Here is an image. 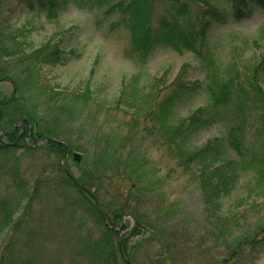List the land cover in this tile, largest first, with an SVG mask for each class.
<instances>
[{"label":"trees","instance_id":"1","mask_svg":"<svg viewBox=\"0 0 264 264\" xmlns=\"http://www.w3.org/2000/svg\"><path fill=\"white\" fill-rule=\"evenodd\" d=\"M106 1L115 2L104 13L119 14V20L111 23V29L122 26L127 32L128 52L134 63L143 66L157 49L166 48L177 54L191 53L207 75L209 104L197 109L185 120L173 122L171 118L178 107L189 103L201 90L199 82L186 80V66L167 88L161 89L158 81L152 84L149 98L141 94L142 90H135L139 76H134L128 84L123 83L127 89L122 91L117 102L127 109H135L132 123L125 124L129 133H138L141 128L140 131L147 132V137H156L154 142L161 139V148L168 150L175 166L183 173L196 177L202 189L205 221L210 228L206 237L211 238L212 244L215 246L222 239L225 245L226 239L232 236L234 227L227 223V219L218 216L216 205L221 196H227L235 189L242 175L254 171L255 186L264 194V92L255 75L246 76L248 82L242 83L235 73L226 71L222 75L218 72L215 52L207 45L206 38L211 27L224 24L226 17L215 11L206 0H15L14 3L0 0V86L6 83L11 87L9 95L4 94L0 87V156H14L19 148L28 152L40 150L50 158L61 159L64 155L63 164L57 163L53 177L46 174V167L43 168L45 174L35 180L31 194L27 184L18 177V170H14L19 195L14 208L8 205L2 207L0 230L13 223V214L24 198H28L26 207L30 208L33 198L45 191L58 194L72 214L77 213L79 218L89 219L102 227L100 236L96 239L90 236L87 242L97 258L96 264H119V260L122 264H188L187 259L190 258V264H238L237 260L245 257L247 250L253 253L264 247V229L260 231L261 237L257 234L254 238L236 239L229 247L227 257L217 255L212 260L201 257L200 262L199 255H204L207 249L201 250L200 254L195 249L187 250L183 246L186 242H182L177 230L157 228L145 222L141 208L148 204L140 194L138 171L144 162L146 164V158L140 156L137 145L127 147V136L118 145L113 141L107 142L108 146L95 161L100 169L88 171L85 165L78 167L79 177L74 179L69 166L78 164L73 154L80 147L69 139L58 141L64 137L61 126L58 127L54 120L56 126L50 127L39 111H32L29 106L25 97L27 87L41 80L42 69L65 65L75 52L72 49L67 51L62 41H48L38 48L23 50V40L18 39L17 34L7 32L11 31L8 22L14 18L16 11L44 12L47 18L53 19L66 10L70 2L81 8L88 5L100 8ZM226 1L236 8L232 18L236 22L249 19L252 8L264 12V0ZM263 65L264 55L257 67L264 69ZM39 90L41 97L47 95L44 86L39 85ZM54 101L49 96L48 102ZM51 109L53 107L45 110ZM224 119L232 120L224 136L191 148L189 140ZM15 121L21 127H16ZM251 131V139H248L247 134ZM25 139L32 141L33 146H24ZM36 142L42 144L35 148ZM226 147L235 153L236 158L225 156ZM66 158L72 159L71 165L64 164ZM99 163H103V167ZM127 174L134 177L132 183L136 187L126 177ZM126 182L130 185L126 191L120 192ZM113 186L119 188L117 197L107 204L103 199L108 194L107 187L111 189ZM126 216L133 223L123 225L122 231L125 232L119 235L115 228ZM144 233L151 250L138 256L134 252L138 247H130L127 242ZM15 246L12 244L11 249L1 256L0 264H20L16 259ZM216 257H219L218 260Z\"/></svg>","mask_w":264,"mask_h":264},{"label":"rangeland","instance_id":"2","mask_svg":"<svg viewBox=\"0 0 264 264\" xmlns=\"http://www.w3.org/2000/svg\"><path fill=\"white\" fill-rule=\"evenodd\" d=\"M14 1L10 0L12 3ZM206 1L226 17L224 24L211 27L206 38L207 45L215 52L218 72L222 75L226 71L235 73L242 83L248 82L246 76L255 75L264 92V69L257 67L264 55V12L252 8L253 13L249 19L236 22L232 19L236 8L231 2ZM114 3L106 1L100 8L95 5L81 8L70 2L66 10L53 19L47 18L44 12L16 11L14 18L8 22L11 31L7 32L17 34L18 39L23 40V50L38 48L48 41H62L67 51L72 49L75 52L65 65L43 68L41 80L32 82L27 87L26 100L32 111H39L50 127H55L56 124L61 126L62 135L66 138L62 137L58 141L69 139L81 148L75 151L79 157L78 166L71 165L72 159L69 158L64 162L65 165H71L69 170L74 179L79 177V168L84 165L88 171L100 169L95 161L108 146L107 142L113 141L118 145L127 136V147L134 148L137 145L140 156L144 155L146 158L143 169L140 167L138 171L139 187L142 189L140 194L148 204L141 208L145 222L153 224V227L177 230L182 242H186L183 246L187 250L195 249L200 254L201 250L207 249L204 255H199L200 262L201 257L211 260L217 255L220 258L227 257L229 247L233 246L236 239L254 238L257 234L262 236L260 231L264 229V194L255 186L256 175L254 171L242 175L235 189L227 196H221L217 205L214 204L217 206L218 216L227 219V223L234 227L232 236L226 239L228 241L225 245L220 239L214 246L211 238L206 237L210 228L205 221L202 189L196 177L183 173L175 166L168 150L161 148L163 142L159 137L154 142L156 137H147V132L143 133L141 128L138 133H129L125 124L132 123L135 109H127L117 102L122 91L127 89L123 87V83L128 84L134 76H139L135 90H142L141 94L149 98L148 91L152 84L158 81L161 89L167 88L186 66V80L190 83L199 82L201 90L189 103L178 107L171 118L173 122L185 120L194 111L209 104L207 75L191 53L177 54L166 48L157 49L143 66L134 63L128 52L127 32L122 26L111 29V23L119 20V14L104 13ZM69 30L71 33H64ZM39 85L46 88L47 95L41 97ZM0 87L4 94L11 93L9 84L4 83ZM49 96L55 101L48 102ZM144 100L147 101L146 98ZM47 107L53 109L47 111ZM231 123L232 120L224 119L201 131L189 140L191 148L203 146L224 136ZM14 124L21 127L18 121ZM251 133L252 131L247 134L248 139H251ZM32 143L25 139L24 146H33ZM41 144L36 142L34 146L37 148ZM224 152L225 156L236 158L228 147ZM61 160L62 157L50 158L40 150L28 152L23 148L17 149L14 156H0V218L3 214L2 207L8 205L9 208H14L18 199L14 170H18V177L27 184L31 194L35 180L45 174L43 168L46 167V174L53 177L57 163L61 166L63 164ZM99 164L103 167V163ZM126 177L131 183L134 182V177L130 174ZM128 185L130 184L126 182L120 189L117 186L111 189L107 187L108 194L103 200L111 204L112 198L117 197V188L123 192ZM132 185L136 187L135 183ZM27 200L28 198H24L15 210L13 223L0 230V262L1 256L15 244L16 259L20 264H96L97 258L87 242L90 236L92 239L98 238L102 227L89 219L79 218L77 213L72 214L58 194L41 192L33 198L30 208L26 207ZM128 223L132 224L133 221L126 216L122 219L120 228H117L119 231L116 229L119 235L125 232L122 231V226ZM146 239L147 235L144 233L140 237H132L127 244L133 248L136 245L138 248L134 252L139 256L146 250H151ZM118 240L119 237L116 241ZM191 261L192 258L187 259L188 264ZM118 262L122 264L120 260ZM237 263L264 264V247L253 253L247 250L245 257L237 260Z\"/></svg>","mask_w":264,"mask_h":264},{"label":"water","instance_id":"3","mask_svg":"<svg viewBox=\"0 0 264 264\" xmlns=\"http://www.w3.org/2000/svg\"><path fill=\"white\" fill-rule=\"evenodd\" d=\"M74 158L78 160V158H77V155H76V154L74 155Z\"/></svg>","mask_w":264,"mask_h":264}]
</instances>
